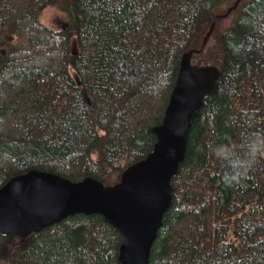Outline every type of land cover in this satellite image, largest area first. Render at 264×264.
<instances>
[{
  "label": "trees",
  "instance_id": "trees-1",
  "mask_svg": "<svg viewBox=\"0 0 264 264\" xmlns=\"http://www.w3.org/2000/svg\"><path fill=\"white\" fill-rule=\"evenodd\" d=\"M233 2L0 0V189L31 170L120 183L154 150L184 56ZM52 6L67 29L42 23ZM238 10L218 48L191 59L221 78L192 118L149 264H264V156L233 179L264 138V0ZM122 243L103 216L78 214L25 239L0 233V264H121Z\"/></svg>",
  "mask_w": 264,
  "mask_h": 264
},
{
  "label": "water",
  "instance_id": "water-1",
  "mask_svg": "<svg viewBox=\"0 0 264 264\" xmlns=\"http://www.w3.org/2000/svg\"><path fill=\"white\" fill-rule=\"evenodd\" d=\"M240 1L213 20L200 51L184 56L163 123L153 129L154 150L144 160L128 167L113 186L92 177L73 182L39 170L13 177L0 189V233L25 239L74 215H101L122 237L120 263L149 264L164 215L173 205L172 181L186 158L192 118L221 78L218 67L194 66L191 59L204 50L216 22Z\"/></svg>",
  "mask_w": 264,
  "mask_h": 264
},
{
  "label": "rangeland",
  "instance_id": "rangeland-1",
  "mask_svg": "<svg viewBox=\"0 0 264 264\" xmlns=\"http://www.w3.org/2000/svg\"><path fill=\"white\" fill-rule=\"evenodd\" d=\"M233 4H231L230 6H226L225 8H223L221 13L219 16H224L226 15V13L233 8L234 3L235 5L237 4V2H239L240 0H233ZM248 0H242V2L240 3V5L246 3ZM240 5H238L239 7H237L236 9H234L232 12V14H230L228 17H221L217 22H216V27H215V31L213 36H211V38H209L208 42V46L209 47H214V49L218 48V35L220 32L224 31V29H226L229 24H231V22L235 19V17L237 16V12L239 11L238 9L240 8ZM41 21L43 24H45L46 26L52 28V29H60L63 28L64 25H67V19L65 14L56 6H52L47 8L42 16H41ZM208 33V32H207ZM207 34L205 32V35H203L199 41H198V45L197 47H200L203 45V42L206 38ZM73 51H77L76 47H73ZM192 64H194V62H192ZM214 66V65H213ZM5 264V263H2Z\"/></svg>",
  "mask_w": 264,
  "mask_h": 264
},
{
  "label": "clouds",
  "instance_id": "clouds-1",
  "mask_svg": "<svg viewBox=\"0 0 264 264\" xmlns=\"http://www.w3.org/2000/svg\"><path fill=\"white\" fill-rule=\"evenodd\" d=\"M225 154H226V150L223 147L216 152V155L218 157L225 155ZM257 155L264 156V138L258 137L249 143V145H248V157H249V159H247V160L237 159V160L233 161V166L236 169V174L233 177V179H235L238 182L245 175V173L239 171V169L244 168L246 171L247 167H249L251 165V163L253 162L254 158Z\"/></svg>",
  "mask_w": 264,
  "mask_h": 264
}]
</instances>
